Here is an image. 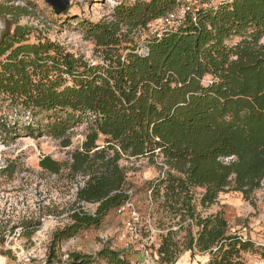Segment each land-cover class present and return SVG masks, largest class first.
Segmentation results:
<instances>
[{
    "label": "trees",
    "instance_id": "trees-1",
    "mask_svg": "<svg viewBox=\"0 0 264 264\" xmlns=\"http://www.w3.org/2000/svg\"><path fill=\"white\" fill-rule=\"evenodd\" d=\"M179 1L117 0L107 17L83 20L99 62L48 39L29 43V31L21 25L2 32L0 95L15 116L21 111L28 120L43 111L65 112V119L48 122L50 134L61 137L65 147L71 145L65 135L70 122L84 116L89 121L69 162L50 155L39 162L51 173L67 169L82 178L70 221L53 232L40 264H97L100 259L131 264L126 250L109 243L95 254L70 250L65 258L60 247L83 230L100 228L134 196L129 180L136 167L124 161L145 159L157 168L147 189L156 201L162 199L159 208L165 213L157 220L166 231L154 251L156 264H175L183 238L193 254L210 256L206 264H246L243 256L249 251L264 261V244L232 232L222 213L207 209L221 192L240 191L249 198L264 182V0L199 8L177 29L140 43L136 31ZM18 9L23 8L0 6V15ZM140 47L148 53L140 54ZM7 127L11 123L1 114L0 130ZM160 163L167 166L164 176ZM40 225L23 216L11 232L21 227L20 235L30 238Z\"/></svg>",
    "mask_w": 264,
    "mask_h": 264
},
{
    "label": "rangeland",
    "instance_id": "rangeland-1",
    "mask_svg": "<svg viewBox=\"0 0 264 264\" xmlns=\"http://www.w3.org/2000/svg\"><path fill=\"white\" fill-rule=\"evenodd\" d=\"M116 3L117 0H73L67 15H57L45 0H0L3 8H23L0 17L4 23V33H12L17 25H21L29 31V43L48 39L57 42L68 52L99 62V53L93 40L86 37L82 22H97L107 17ZM238 40L239 38H234L232 42ZM1 114L11 123V127L0 130V236L4 237L0 241V264L44 263L53 232L70 221L69 211L82 178L72 177L67 169L51 173L43 169L39 162L46 155L60 162H69L71 152L86 137L88 116L79 118L78 122H70L65 135L71 138V145L65 147L61 137L50 134L48 125L55 117L65 119V112L56 114L43 111L32 114V119L24 120L23 113L19 111V115L15 116L9 100L0 95V116ZM29 121L32 122L33 130L27 128ZM124 163L136 167L130 172L129 180L133 185L134 200L141 211L149 207L153 210L157 225V220L165 218V213L159 208L162 199L157 198L156 201L153 198V204L150 205L147 189V182L157 175V168L146 159ZM197 191L199 193L200 189ZM87 208L94 207L88 205ZM207 209L209 212L222 213L232 232L250 238L256 245L264 244V182L249 198H245L240 191L221 192ZM23 216L32 217L41 223L30 238L20 235L21 227L11 232V228ZM122 228V217L111 212L100 228L83 230L62 242L60 253L63 258L70 250L95 254L106 243L126 250L122 241ZM101 234L106 236V242L101 241ZM180 251L175 264H206L210 258L208 254L199 251L193 254L187 249L184 238L180 241ZM2 252H11L12 256H3ZM126 252L131 263L138 257L134 251ZM243 257L246 264H264L258 253L245 252ZM97 264L111 263L100 259Z\"/></svg>",
    "mask_w": 264,
    "mask_h": 264
},
{
    "label": "built area",
    "instance_id": "built-area-1",
    "mask_svg": "<svg viewBox=\"0 0 264 264\" xmlns=\"http://www.w3.org/2000/svg\"><path fill=\"white\" fill-rule=\"evenodd\" d=\"M226 1L232 0H181L174 9L151 21L144 30L135 33L140 43L149 37H161L164 33L180 27L187 16H195L199 8L215 7ZM138 52L146 55L148 50L140 47ZM164 167L160 175L164 176L167 166ZM134 194V193H133ZM134 196L124 205L116 210V215L122 217V235H124V247L126 251L131 250L138 254V257L131 264H156L154 251L158 246L159 235L166 230L159 228L154 222L153 210L149 207L145 211L135 202ZM148 203L153 204L152 190H148ZM176 229V227H174ZM107 238L101 234V241L106 242ZM112 248H116L112 246Z\"/></svg>",
    "mask_w": 264,
    "mask_h": 264
},
{
    "label": "water",
    "instance_id": "water-1",
    "mask_svg": "<svg viewBox=\"0 0 264 264\" xmlns=\"http://www.w3.org/2000/svg\"><path fill=\"white\" fill-rule=\"evenodd\" d=\"M45 2L53 9L56 14H60L70 8L73 0H45ZM3 28L4 23L0 17V39L2 36Z\"/></svg>",
    "mask_w": 264,
    "mask_h": 264
}]
</instances>
